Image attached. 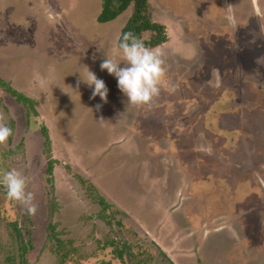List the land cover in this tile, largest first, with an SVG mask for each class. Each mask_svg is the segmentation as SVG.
<instances>
[{
	"label": "rangeland",
	"instance_id": "obj_1",
	"mask_svg": "<svg viewBox=\"0 0 264 264\" xmlns=\"http://www.w3.org/2000/svg\"><path fill=\"white\" fill-rule=\"evenodd\" d=\"M150 2L170 38L156 49L168 71L150 106L128 108L100 63L130 11L101 24L103 0H0V78L39 113L27 118L0 85L13 129L0 169L27 177L37 207L28 215L0 188V264L22 262L14 223L32 243L25 264H122L111 242L131 245L133 264H171L159 248L173 264H264V136L250 130L264 131V23L251 21L239 43L226 23L241 30L252 0ZM87 68L105 81L106 104L81 81Z\"/></svg>",
	"mask_w": 264,
	"mask_h": 264
},
{
	"label": "clouds",
	"instance_id": "obj_2",
	"mask_svg": "<svg viewBox=\"0 0 264 264\" xmlns=\"http://www.w3.org/2000/svg\"><path fill=\"white\" fill-rule=\"evenodd\" d=\"M115 49L113 54L101 61V71L106 70L117 80L119 91L127 98L128 108L150 106L161 95L168 71L163 53L146 46L132 31L123 32L117 38ZM121 64L124 66L121 67ZM81 81L92 89V99L98 96L104 104L108 102L109 89L93 71L87 68V78L81 77ZM101 107L102 104L96 105L97 110ZM12 135V127L0 116V145L5 144ZM0 188L5 189L10 201L23 206L28 215L36 214L33 194L27 190L28 179L18 169H0Z\"/></svg>",
	"mask_w": 264,
	"mask_h": 264
},
{
	"label": "trees",
	"instance_id": "obj_3",
	"mask_svg": "<svg viewBox=\"0 0 264 264\" xmlns=\"http://www.w3.org/2000/svg\"><path fill=\"white\" fill-rule=\"evenodd\" d=\"M131 12V16L126 24L125 28L122 30L123 32L132 31L138 37H140L146 46L152 49H157L166 43L169 42V36L167 34V27L160 22H156L153 17V11L151 7L150 0H103L102 12L98 17V22L101 24H107L114 22L122 15ZM121 33V34H122ZM149 34L150 37L145 39V35ZM0 85L8 92L13 98H15L16 102L19 105H22L26 109V116L29 118L31 114L37 116L39 113L36 109L37 102L35 99L26 96L23 93H20L16 89H14L10 83L5 82L0 78ZM30 133V132H29ZM39 137L43 140V148L47 154L48 158L45 174L50 176L45 182L49 184H53V174L57 160H55L52 156L51 150V140L49 137V130L47 126H43L41 131L39 132ZM12 136L10 137V139ZM91 189H94L97 198H101L100 200L107 204V201L102 196H99L97 188L92 184ZM50 194L47 195L49 198ZM110 208V205L107 204ZM12 229L16 232L17 243L19 244L18 254L22 259L21 264L26 263V255L30 251V246H32L31 242H26L24 240L23 234L19 229V225L17 223L11 224ZM51 235V234H50ZM115 247V257L122 262V264H133V260L137 256L133 253L131 245L127 244V242L121 243L118 246L115 242H111L110 246ZM160 255L162 258L168 260L171 264L173 261L170 260L166 254L159 248ZM140 255V254H138ZM151 259V258H150ZM142 262V261H141ZM141 262H137L136 264H142ZM112 264V263H108Z\"/></svg>",
	"mask_w": 264,
	"mask_h": 264
},
{
	"label": "flooded vegetation",
	"instance_id": "obj_4",
	"mask_svg": "<svg viewBox=\"0 0 264 264\" xmlns=\"http://www.w3.org/2000/svg\"><path fill=\"white\" fill-rule=\"evenodd\" d=\"M207 1H209V0H207ZM205 3H207V7L209 6V5H211L210 3H208V2H205ZM230 9V8H229ZM207 10V9H206ZM231 11V13H232V10L230 9L229 10V12ZM210 14H212V10H210V12H209V15ZM225 15V14H224ZM233 15V14H232ZM200 16V15H199ZM233 16H235V15H233ZM236 16H238V15H236ZM201 17H203V15H201ZM226 17V16H225ZM223 19H226V18H223ZM243 19H244V25L242 26V28H241V30H240V28H238V27H236V26H234V24L230 21V20H228L229 22H227L226 24H228V25H230L232 28H233V30L235 31V32H237L236 33V35L239 33V36H238V38H234V40H237L239 43L241 42V40L240 39H242L241 38V36H243L244 37V35H243V33H244V29L245 30H247V29H249L250 30V22L251 21H256V22H258V21H262V23H264V21H263V19H264V0H252V5L250 6L248 3H246L245 4V8H244V15H243ZM202 21H204V18H202ZM227 21V20H226ZM207 23H210V24H214L213 23V21H211L210 20V22L208 21ZM254 24V23H253ZM261 24V23H260ZM258 26H259V24H258ZM257 26V27H258ZM244 28V29H243ZM263 30V29H262ZM240 33L242 34V35H240ZM210 36H212L211 34H212V32L210 33H208ZM216 36V35H215ZM246 36V35H245ZM213 38V37H212ZM231 39V38H230ZM233 39V38H232ZM231 39V40H232ZM230 40V41H231ZM237 42V43H238ZM228 43V42H227ZM231 43H233V41H231ZM226 44V43H225ZM260 47V46H259ZM235 48H236V46H235ZM243 48L244 47H242V48H240L241 50H243ZM237 49H239L238 47H237ZM209 49L207 48V51H208ZM245 52V51H244ZM210 56V55H209ZM258 56V58H259V55H257ZM208 64L206 63L205 65H203V69L202 70H204V69H208ZM231 68V67H230ZM230 68H227L226 69V71L228 72V70L230 69ZM201 70V72H200V76H201V79L203 78V77H205V74L203 73V71ZM228 73H230V72H228ZM232 73V72H231ZM263 76L260 78L259 77V75H257L258 77H256V79H258V80H260V81H262V83L264 84V72H262L261 73ZM262 84V85H263ZM261 92H264V90H261ZM244 125H247V126H249V120H246V123L244 122ZM251 126V125H250ZM217 128H219V127H217ZM262 126H260V127H255L254 126V124H253V126H251V129L250 130H252V129H255V130H257V132H258V134H260V137H262V136H264V131H262ZM251 136H252V138H255V136L251 133ZM240 143V142H239ZM239 143L238 144H234L232 147H237V145H239ZM260 151H262V149L260 150ZM263 156V155H262ZM253 159H254V157H252ZM221 162H222V160H221ZM223 163V162H222ZM216 165L217 166H220V164H217L216 163ZM221 167V166H220ZM222 168V167H221ZM221 168H219V169H221ZM261 188H262V186H261ZM263 191H264V187H263ZM247 203H249L248 201H247Z\"/></svg>",
	"mask_w": 264,
	"mask_h": 264
}]
</instances>
